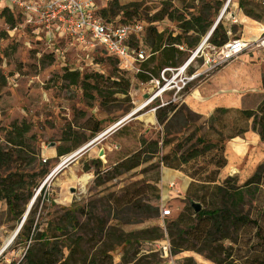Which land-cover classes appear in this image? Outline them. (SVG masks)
<instances>
[{
	"label": "rangeland",
	"instance_id": "rangeland-1",
	"mask_svg": "<svg viewBox=\"0 0 264 264\" xmlns=\"http://www.w3.org/2000/svg\"><path fill=\"white\" fill-rule=\"evenodd\" d=\"M218 3L220 5H217ZM234 3L236 5L237 0H96L100 10L109 8L113 10L115 16L109 17L112 23L126 24L135 21L141 24L143 28L141 36L145 34V44L148 46H152L155 41V36L151 35L150 31L152 28L162 33L166 39L181 34L178 24L174 21L166 18L153 21V18L165 9L184 15H196L203 11L212 25L222 12L223 25L230 32L229 39L241 38V25L238 20L233 25L229 23L230 16L235 11ZM113 4H116L119 9L114 8ZM255 12L260 19L257 22L264 25V4H260ZM16 14L17 11L14 10L15 22ZM241 22L247 23L248 21L241 17ZM9 30L4 18L0 15V36L4 34L0 37V147H10L4 141L5 131L8 130L9 125L24 121L30 126V131L25 136L23 150L25 160L31 161L33 168L31 173L38 174L41 170L47 171L38 187L33 190L31 198H34L32 204L34 224H39V232H45L47 236L59 235L53 227L64 216L66 210L75 206L85 209L89 217H78L80 225L67 236L69 240H75L76 236L83 238V242L77 249L79 253L77 258L84 255L91 258L103 249L105 251L108 245L116 243V239L130 238L128 234H133L131 238L135 241L132 246L121 244L107 253L111 256L113 264H183L184 258L188 257L192 258L195 264H214L202 255L189 251L164 257L150 246L145 245L151 242L150 240L139 239L143 237L139 233L141 230L158 228L162 231V238L155 241L168 240L166 237L167 222L176 218L185 205H189L185 199V193L180 192L182 186L191 182L185 173H182L177 180H172L173 186L168 188L172 192L169 195L170 199H163L159 191V199L155 200L153 193L150 190L146 191L148 203L151 206H158V215L145 220L129 211L115 212L107 202V198L117 193L122 186L132 182L155 184L160 190V172L163 167L157 162L159 155L118 178L107 180L108 175L106 174L115 162L137 151L142 139L148 144L151 140L166 137L171 143L161 151L165 154L172 147L186 145L185 139L188 136L194 140L204 135L212 144L223 143L226 151L234 141L227 137L234 133L233 123L237 116L228 113L219 117V122L208 124V116L196 113L192 109V98L189 93L205 81L208 74L192 80L180 91L171 89V86L162 88L164 84L162 81L158 85L150 81L138 82L134 78L137 74L134 70L125 69L117 58L107 57L99 48L86 51L75 45L70 46L68 40L58 33L45 37L41 33H34L30 28L13 33ZM181 36L183 41L189 43V37ZM262 38H264V31L256 41ZM202 39L203 37L192 49L182 46L184 55L176 67H157L159 55L156 53L148 66L153 70L151 80L158 79L160 72L166 68L170 71L165 73V78L171 79L176 76L172 81L174 83L199 70L203 62L200 58L202 51L205 53L209 51L207 50L209 44L201 43ZM243 39L247 40L246 37ZM130 43L132 47L135 46V41L131 40ZM201 44L202 51L200 50L191 60ZM251 47L245 50L247 54ZM188 62L190 65L181 73L182 70L179 71V69ZM68 69H78L80 76L101 74L104 78L108 76L121 78L122 75L129 81L127 97L121 94L109 97L107 91H103L104 93L100 95L93 90H86L92 96L88 98V95L80 89V85L73 86L62 79L65 70ZM155 73L158 77L154 75ZM93 81L92 79L88 82L92 84ZM100 83L104 87L109 85L105 81ZM263 95V91L261 93L256 90L246 93L241 98V104L245 107H255ZM167 101L177 104V113L166 126H164L166 121L159 125L155 119V109L157 106H163ZM133 110L136 111L134 115L126 118L113 131H109L113 125ZM92 119L100 122V131L93 137L84 131L86 126L91 125ZM108 131L103 141H98L85 149L65 167V170L76 168L73 173L69 172L64 176L63 169L59 171L61 167L56 171L68 155L89 143L96 136ZM64 138L71 139L72 142L78 141L79 146L61 158L56 154L52 155L57 147L70 146V142L62 141ZM256 144L257 146L249 150L250 155H253V166L251 164V168L248 167V160L236 167L229 164L219 173V182L228 176H237L238 183L241 184L245 181L249 170L254 171L258 164L264 162V142ZM90 149L103 151L102 156L97 158L100 162L99 177L94 174V168L84 155ZM34 153L37 156H34ZM217 154L216 151L206 154L205 160L209 161L212 155L217 156ZM203 162L204 157L196 163H190L184 170L192 174L199 166H202ZM85 167H89L90 170L85 171ZM50 173L54 175L46 181ZM84 175H87L88 179L82 183L80 178ZM162 209L170 210V215L162 217L160 214ZM98 224L102 226L104 234L112 236L95 235L93 237ZM18 225L19 223L15 222L8 213L4 202L0 201V264L18 263L27 250L29 244L18 241L16 235L14 236ZM12 236L14 238L7 244ZM147 236L144 235V237ZM98 238L102 243H96ZM140 245L149 251H139ZM63 254L64 257L68 254L66 248L63 249Z\"/></svg>",
	"mask_w": 264,
	"mask_h": 264
},
{
	"label": "trees",
	"instance_id": "trees-1",
	"mask_svg": "<svg viewBox=\"0 0 264 264\" xmlns=\"http://www.w3.org/2000/svg\"><path fill=\"white\" fill-rule=\"evenodd\" d=\"M237 4L238 9L246 17L258 20L259 17L255 11L260 4H264V0H237ZM113 7L119 9L116 4H113ZM99 14L107 21L111 20L109 17L115 16L111 8L100 10ZM0 15L4 18L9 29L20 20L19 14H16L15 22L14 12L9 8H3ZM164 18L176 22L181 34L166 39L154 28L150 30L151 35L155 36L152 46L146 44L145 47L150 56L141 63V72H138L134 77L140 83H147L152 79L151 71L153 70L148 66L156 53L159 55L157 67H176L184 55L182 46L194 48L212 26V22L204 15L203 11L196 15H184L165 9L160 11L153 21H160ZM232 30H234L233 27ZM181 35L189 37V43L183 41ZM236 39H229L227 30L219 22L211 32L207 43L219 48L230 40ZM134 44V48L139 46L137 42ZM106 56L112 58L107 54ZM65 71L62 79L70 85H80V89L88 95V98H92V96L86 90H93L100 95L104 93L103 91H107L109 97L115 94L127 97L129 81L122 75L121 78L110 76L104 78L101 74L80 76L78 69ZM154 75L158 77L156 73ZM92 79L94 81L91 84L88 81ZM101 81L108 83V87L102 86ZM262 86L264 88V76L262 77ZM176 109L177 104L171 101L165 102L163 106H157L155 109L157 123L161 125L166 121L164 125L166 126L175 118ZM228 113L237 116L233 123L234 133L229 135L228 139H234L252 131L258 135L260 142H264V96L254 109L216 108L208 116L207 122L208 124L219 122V117ZM29 131L30 126L24 121L12 123L5 131L4 138L10 147H0V201L4 202L8 213L18 223L25 212V206L32 198L33 190L38 187L41 179L47 174V171L44 170L39 171L38 174L31 173L33 169L31 161L25 160L23 150L25 136ZM84 131H87L92 137L95 136L100 131V122L92 119L91 125L86 126ZM62 141L70 142V146L57 147V157H62L79 146L78 141L72 142L68 138H64ZM170 143L171 141L164 136L160 140H151L148 144L142 139L137 151L115 162L113 167L106 172L107 180L129 173L159 155L157 162L163 168L185 173L186 177L191 180L185 191V199L189 205H185L176 218L167 222L166 237L169 240L170 253L175 255L185 251L194 252L214 264H264V162L258 164L251 175L241 184L238 183L237 176H228L219 182V173L226 166L223 143L212 144L204 135L194 140L188 136L185 139L186 145H177L162 154L161 151ZM213 151L218 153L217 156L212 155V158L206 161L205 155L211 154ZM34 156L37 154L34 153ZM203 157L202 166H199L192 174L186 173L185 167L190 163H196ZM90 164L94 168V174L99 177V160H93ZM84 170L88 171L90 168L85 167ZM147 190L153 193L155 200L159 199V190L155 184L132 182L122 186L117 193L111 194L107 198V202L117 213L129 211L140 219H151L158 215V206H151L148 203L145 195ZM192 202L200 205V210L196 213L191 207ZM84 216L89 218L85 209L73 206L72 209L65 211L64 216L53 227V230L59 232V235L47 236L45 232H39V224H34L32 206L16 234L18 241L21 240L29 245L21 258L22 260L15 264H113L111 256L107 253L121 244L132 246L135 241L131 238L134 235L128 234L130 238L116 239V243L108 245L105 251L103 249L98 255L91 258H87L86 255L77 258L79 255L77 249L83 242V238L76 236L75 240H69L67 236L80 225L78 217ZM94 231L93 237L95 235L112 236L104 234L102 226L99 224ZM139 233L140 236H143L139 239H148L151 242L162 238V231L158 228L141 230ZM144 235L148 236L144 237ZM96 243L102 242L98 238ZM142 247L143 245H140L138 250L149 251ZM64 248L68 250L65 257ZM183 264L195 263L192 258L188 257L184 258Z\"/></svg>",
	"mask_w": 264,
	"mask_h": 264
},
{
	"label": "built area",
	"instance_id": "built-area-1",
	"mask_svg": "<svg viewBox=\"0 0 264 264\" xmlns=\"http://www.w3.org/2000/svg\"><path fill=\"white\" fill-rule=\"evenodd\" d=\"M2 8H9L12 12L16 10L20 16L19 22L9 30L12 33L28 28L45 37L58 33L68 40L70 46L75 45L86 51L99 48L107 55L117 58L125 69L134 70L136 73L141 72V63L150 56L140 43L142 25L135 21L114 24L105 20L99 14L100 8L96 0H0V9ZM131 40L139 43V46L132 47ZM255 44L264 47V38L259 39ZM249 46L252 45L236 39L219 48H207L209 51L206 53L201 50L202 71L194 72L174 83L172 81L176 76L171 79L165 78V73L170 71L166 68L160 72L158 79L150 82L158 85L162 81L164 83L162 88L171 86V89L180 91L192 80L219 70L232 62ZM189 65L184 64L179 71L184 67L181 73L184 72ZM160 214L162 217H168L170 210L162 209ZM145 245L164 257H169L171 254L170 245L166 239Z\"/></svg>",
	"mask_w": 264,
	"mask_h": 264
},
{
	"label": "crops",
	"instance_id": "crops-1",
	"mask_svg": "<svg viewBox=\"0 0 264 264\" xmlns=\"http://www.w3.org/2000/svg\"><path fill=\"white\" fill-rule=\"evenodd\" d=\"M233 6L235 11L234 14H231V20L229 21V23L233 25L238 20V23L241 25V38L239 39L251 44L252 47L249 49V54L243 52L232 62L226 64L219 70L208 73L205 81H203L191 90L189 94L192 98V109L196 113L203 114L206 116H209L216 108L238 110L254 109L260 103L264 96H262L261 100L255 107H245L241 104V98L245 96L246 93H252L255 90L258 92L261 91V93L262 91L264 92V88L262 86V77L264 76V47L257 46L255 44L256 40L264 31V25L262 23H258L260 19L252 20V18L250 19L249 17H246L238 9L237 4L235 5L234 3ZM221 15L222 12L220 13V16L218 17L216 22L211 26V28L213 26L215 27L219 22H221V24L223 25V18ZM241 17H244V19H246L248 22H241ZM223 27L227 30V35L229 37L230 32L228 28H226L224 25ZM156 32L159 33L158 31ZM205 36L203 37L201 43L204 42L205 44L207 42V39L209 37L205 40ZM243 37H246L247 40H244ZM141 40L142 41L140 43L143 44V47L145 48V34L144 36H141ZM200 46L201 45H199V47ZM207 47L210 48L213 46L208 45ZM202 70L203 67L201 66L196 72H200ZM194 98L196 99L193 100ZM233 140L234 141L231 142L230 146H228L226 151L224 150V155L226 158V166L224 168H226L229 164H231V166L233 165L234 167H236L242 164L243 162H247V160L249 163L248 167L251 168V164L253 166L254 160L252 157L253 155H250L249 150L250 148H254L255 146H257V142H260L258 135L252 131H248L244 133L243 136L239 138L236 137ZM99 153V150L94 151L93 149H90L87 150L84 155L86 159L91 162L93 160H97ZM55 154L56 152H54L52 155ZM65 167H67V165ZM65 167L63 168L64 176H66L69 172L73 173L76 169L69 168L65 170ZM252 172V170H249L246 175V178H248ZM181 174V172L176 170L162 168L160 172L159 191L163 199H170L169 195H171L172 192L168 190V188H171L173 186L172 180H177ZM189 182H187L186 185L180 188V192H183V194L185 193Z\"/></svg>",
	"mask_w": 264,
	"mask_h": 264
},
{
	"label": "water",
	"instance_id": "water-1",
	"mask_svg": "<svg viewBox=\"0 0 264 264\" xmlns=\"http://www.w3.org/2000/svg\"><path fill=\"white\" fill-rule=\"evenodd\" d=\"M213 29H214V26L210 29V31L207 33V35L205 36V40L210 36V34H211V32L213 31ZM133 115V114H132ZM131 116V115H130ZM111 131H113V130H111ZM107 133H109V131L108 132H105L104 134L102 133V134H100V135H98V136H96L93 140H91L89 143H87V145H84V147H82V149H80L79 151H77L76 152V154L73 156V157H71V158H67V159H65L62 163H61V168L59 169V171H61L66 165H68L69 163H71V162H73L74 161V159L76 158V157H78L85 149H87L89 146H91V145H93L94 143H96V142H101L102 140H103V137H105V135L107 134ZM102 154H103V151L101 150L100 151V153H99V156H102ZM54 173V172H53ZM53 173H50L48 176H47V178H46V181H48L54 174ZM45 181V182H46ZM33 201H34V198L33 199H31L30 201H29V203H28V205H27V207H26V210H25V212H24V214H23V216H22V219H21V221H20V223H19V225H18V229L15 231V233H14V236L17 234V232H18V230L20 229V227H21V225H22V223L25 221V219H26V217H27V215H28V213H29V210H30V208H31V206H32V204H33ZM191 207H192V209H193V212H198L199 210H200V205L199 204H197V203H194V202H192L191 203ZM14 238V237H13ZM10 241H12V239L10 240Z\"/></svg>",
	"mask_w": 264,
	"mask_h": 264
},
{
	"label": "bare ground",
	"instance_id": "bare-ground-1",
	"mask_svg": "<svg viewBox=\"0 0 264 264\" xmlns=\"http://www.w3.org/2000/svg\"><path fill=\"white\" fill-rule=\"evenodd\" d=\"M204 41V40H203ZM202 43H204V42H202ZM202 44H201V46L198 48V50L195 52V54H194V56L191 58V60L199 53V51L202 49ZM190 60V61H191ZM190 62H188L187 63V65L189 64ZM183 69H184V67H183ZM183 69H181L182 71H183ZM136 111H132L131 113H129L127 116H125L121 121H119L117 124H115V125H113L111 128H110V130L109 131H111V130H113V129H115L116 127H118L119 125H121L122 124V122L126 119V118H128L130 115H132V114H134ZM105 133V132H104ZM103 133V134H104ZM87 145V144H86ZM84 147V146H83ZM80 149H82V147L81 148H79L78 150H76L75 152H73L72 154H70V155H68L65 159H67V158H71V157H73L75 154H76V152L77 151H79ZM64 159V160H65ZM61 165V164H60ZM58 166L57 168H56V171L61 167V166ZM88 179V176L87 175H84V176H82L81 178H80V180H81V182L82 183H85V181ZM13 238V236L7 241V244L10 242V240Z\"/></svg>",
	"mask_w": 264,
	"mask_h": 264
}]
</instances>
